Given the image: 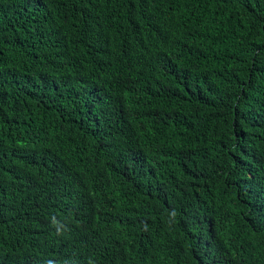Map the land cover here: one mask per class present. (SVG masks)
Returning <instances> with one entry per match:
<instances>
[{"label": "trees", "instance_id": "1", "mask_svg": "<svg viewBox=\"0 0 264 264\" xmlns=\"http://www.w3.org/2000/svg\"><path fill=\"white\" fill-rule=\"evenodd\" d=\"M0 264H264V0H0Z\"/></svg>", "mask_w": 264, "mask_h": 264}]
</instances>
